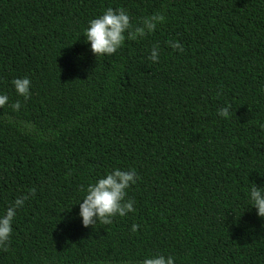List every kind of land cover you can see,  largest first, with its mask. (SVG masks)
I'll list each match as a JSON object with an SVG mask.
<instances>
[{
    "label": "trees",
    "instance_id": "trees-1",
    "mask_svg": "<svg viewBox=\"0 0 264 264\" xmlns=\"http://www.w3.org/2000/svg\"><path fill=\"white\" fill-rule=\"evenodd\" d=\"M107 8L165 22L96 58ZM0 94V215L36 189L0 264H264V0H0ZM116 168L136 170L135 212L83 227L81 186Z\"/></svg>",
    "mask_w": 264,
    "mask_h": 264
},
{
    "label": "clouds",
    "instance_id": "clouds-1",
    "mask_svg": "<svg viewBox=\"0 0 264 264\" xmlns=\"http://www.w3.org/2000/svg\"><path fill=\"white\" fill-rule=\"evenodd\" d=\"M165 22L163 13H156L145 17L137 25H133L130 15L123 8H107L102 15L89 21L84 37L90 44L91 52L96 56H112L125 46L126 41L143 39L156 31L157 27ZM173 50L183 52L184 47L177 41L166 42ZM159 45H154L150 50L149 59L159 61ZM18 96L26 101L30 98L31 81L29 78H17L12 81ZM8 103V96L0 94V108ZM17 100L12 104L14 111L21 108ZM231 105H226L218 110V115L229 119L232 115ZM264 128V125L261 126ZM139 177L135 169L121 170L119 168L107 172L86 187L81 186L84 198L79 203V216L85 228L92 227L96 223L110 225L116 216L124 217L128 213L135 212V201L127 198V190L137 183ZM249 199L251 207L256 209L257 215L264 218V187H258L255 183L249 184ZM36 189L31 188L26 194L18 196L13 203L0 215V249L8 250L13 233V222L17 210L22 208L25 202L35 196ZM139 225L133 224L132 231L136 232ZM143 264H174L171 256L162 254L146 258Z\"/></svg>",
    "mask_w": 264,
    "mask_h": 264
}]
</instances>
